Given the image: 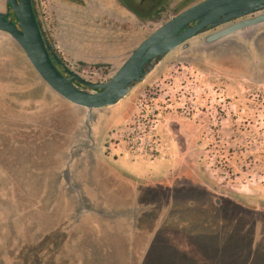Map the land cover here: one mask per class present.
<instances>
[{
    "label": "rangeland",
    "instance_id": "obj_1",
    "mask_svg": "<svg viewBox=\"0 0 264 264\" xmlns=\"http://www.w3.org/2000/svg\"><path fill=\"white\" fill-rule=\"evenodd\" d=\"M201 1L137 16L125 0L32 4L63 66L102 84ZM210 33L94 112L91 141L84 110L68 108L0 33V264H264V24L204 44ZM141 110L156 115L160 155L123 159L120 136ZM117 158L144 165L124 167L145 177Z\"/></svg>",
    "mask_w": 264,
    "mask_h": 264
},
{
    "label": "water",
    "instance_id": "obj_2",
    "mask_svg": "<svg viewBox=\"0 0 264 264\" xmlns=\"http://www.w3.org/2000/svg\"><path fill=\"white\" fill-rule=\"evenodd\" d=\"M0 12V33L20 48L39 79L66 103L84 110V127L91 141L90 119L94 112L123 102L178 47L205 34L203 43L213 44L241 31L264 24V0H203L172 17L144 39L105 83L94 84L58 67L61 60L44 40L32 0H5ZM10 12L14 20L10 19ZM83 87L88 92L82 91Z\"/></svg>",
    "mask_w": 264,
    "mask_h": 264
},
{
    "label": "built area",
    "instance_id": "obj_3",
    "mask_svg": "<svg viewBox=\"0 0 264 264\" xmlns=\"http://www.w3.org/2000/svg\"><path fill=\"white\" fill-rule=\"evenodd\" d=\"M140 114L131 126L122 131L120 142L126 146V156L133 159H157L160 155V140L155 135L156 115L146 110H141Z\"/></svg>",
    "mask_w": 264,
    "mask_h": 264
},
{
    "label": "flooded vegetation",
    "instance_id": "obj_4",
    "mask_svg": "<svg viewBox=\"0 0 264 264\" xmlns=\"http://www.w3.org/2000/svg\"><path fill=\"white\" fill-rule=\"evenodd\" d=\"M127 4H125V8L134 16H137L139 14L142 15H150L151 13H153L156 9H158L162 3L165 0H138L137 3L135 0H125ZM5 2V0H4ZM199 3V2H198ZM197 4V3H195ZM33 5V4H32ZM34 9V8H33ZM186 10V9H185ZM5 12H6V7H5ZM5 12H1V13H5ZM139 13V14H138ZM36 14V13H35ZM11 15L13 16L12 12H10V19L14 20V16L13 18H11ZM178 15V14H177ZM37 19V17H36ZM38 21V20H37ZM40 24V23H39ZM42 32V30H41ZM43 34V33H42ZM44 37V36H43ZM45 40V39H44ZM46 41V40H45ZM51 47V46H50ZM19 48V47H18ZM52 48V47H51ZM20 49V48H19ZM53 50V49H52ZM21 51V50H20ZM22 52V51H21ZM54 52V51H53ZM55 53V52H54ZM56 54V53H55ZM57 56V55H56ZM25 57V56H24ZM58 57V56H57ZM59 58V57H58ZM26 59V58H25ZM60 59V58H59ZM27 61V60H26ZM28 62V61H27ZM62 62V61H61ZM29 64V63H28ZM30 66V65H29ZM31 67V66H30ZM63 64L61 67H58L59 72L63 75ZM62 69V70H61ZM79 87V86H78ZM82 91L88 92L87 89L83 88V87H79Z\"/></svg>",
    "mask_w": 264,
    "mask_h": 264
},
{
    "label": "crops",
    "instance_id": "obj_5",
    "mask_svg": "<svg viewBox=\"0 0 264 264\" xmlns=\"http://www.w3.org/2000/svg\"><path fill=\"white\" fill-rule=\"evenodd\" d=\"M66 104H67L68 108H77V107H74L68 103H66ZM125 157H126V155H124L123 159H125ZM113 160L115 161L116 164L121 166L122 170H124L126 175L129 174L130 176H134V177H145L141 172L135 173V172L130 171L128 168L126 169L124 167L125 165H129V164H131V165L137 164V165H141V166H144V165H142L140 163H132L131 161L130 162L122 161V158H117V159H113Z\"/></svg>",
    "mask_w": 264,
    "mask_h": 264
},
{
    "label": "trees",
    "instance_id": "obj_6",
    "mask_svg": "<svg viewBox=\"0 0 264 264\" xmlns=\"http://www.w3.org/2000/svg\"><path fill=\"white\" fill-rule=\"evenodd\" d=\"M11 18H13V16L11 15Z\"/></svg>",
    "mask_w": 264,
    "mask_h": 264
}]
</instances>
